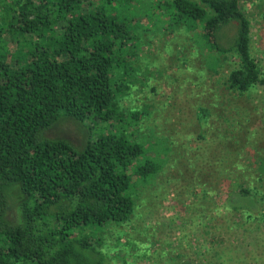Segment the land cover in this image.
<instances>
[{"label":"trees","instance_id":"16d2710c","mask_svg":"<svg viewBox=\"0 0 264 264\" xmlns=\"http://www.w3.org/2000/svg\"><path fill=\"white\" fill-rule=\"evenodd\" d=\"M241 2L165 0L147 15L142 0H0V264H112L106 233L133 221L171 152L139 142L150 113L121 105L143 25L157 13L152 36L181 31L230 69V91L264 90ZM62 119L111 131L82 147L47 135Z\"/></svg>","mask_w":264,"mask_h":264},{"label":"rangeland","instance_id":"374dc122","mask_svg":"<svg viewBox=\"0 0 264 264\" xmlns=\"http://www.w3.org/2000/svg\"><path fill=\"white\" fill-rule=\"evenodd\" d=\"M142 1L148 15L165 0ZM241 7L251 23L252 55L264 71V0H242ZM151 17L132 65L133 94L121 105L150 113L139 142L171 152L155 180L138 189L133 221L106 233L112 264H264V90L230 91L228 67L213 69L216 56L181 31L152 36L148 28L159 16ZM54 127L47 135L82 147L111 131L100 126L89 133L72 119ZM225 169L232 174L223 175ZM203 188L210 194L203 196Z\"/></svg>","mask_w":264,"mask_h":264}]
</instances>
